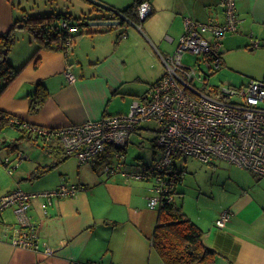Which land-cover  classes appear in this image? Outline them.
Here are the masks:
<instances>
[{"label":"crops","instance_id":"crops-1","mask_svg":"<svg viewBox=\"0 0 264 264\" xmlns=\"http://www.w3.org/2000/svg\"><path fill=\"white\" fill-rule=\"evenodd\" d=\"M50 1L0 0V35L15 21L32 16L69 13L80 17L65 3L67 0L63 8ZM83 1L86 6L81 8L82 16L93 9L89 0ZM96 1L123 10L136 0ZM147 1L152 12L144 19L126 18L124 24L96 29L84 28L86 25L74 28L77 32L73 29V33H82L67 52L42 49L35 55L37 47L31 41L19 38V32L25 29L19 26L18 40L9 59L17 68L24 66L0 95V109L32 127L52 129L127 113L131 102L145 99L151 85L164 75L165 66L158 51L170 54L176 49L184 33L186 16L199 21L225 20L221 0ZM236 5L241 22L238 31L227 34L223 40L221 68H225L227 75H249L248 81L239 84L244 85L251 79H264V46L253 48L251 45L253 38H264V0H236ZM102 14L108 17L103 20H116L108 8ZM237 63H244L245 68H237ZM67 70L75 75L74 81L68 80ZM39 83L46 88V100L38 111H31L32 95ZM147 122L133 135L141 136L152 130ZM13 127L23 136L21 129L25 128ZM6 129L2 132L4 136L9 135ZM154 131L158 134L159 125ZM41 140L48 157L31 159L35 165L32 176L39 167L54 165L53 168L40 177L33 176L40 181L18 182L11 190L22 188L27 192H41L55 189L64 181L84 188L74 196L55 198L52 204H47L41 196L31 199V221L39 232L41 243L53 248L55 253L47 255L43 247L36 251L0 239V264H71L72 261L82 264H165L152 242L159 209L149 205L151 182L107 175L102 172L100 158L81 163L71 155L59 162V158L47 149H64L62 144L56 139L39 138L38 141ZM1 142H4L1 152L10 154L1 156L2 161L11 156V152L17 155L15 142L4 138ZM130 144H135L132 139ZM154 152L155 149L153 155ZM189 158L203 164L202 171L209 176L211 184L221 181L217 189H196L195 212L184 206L186 189L178 186L179 203L203 230V242L216 251L217 263L264 264V176L223 159L203 162L196 157ZM226 211L230 217L220 226L217 220ZM16 225L14 209L8 208L0 216V237L12 234Z\"/></svg>","mask_w":264,"mask_h":264},{"label":"built area","instance_id":"built-area-1","mask_svg":"<svg viewBox=\"0 0 264 264\" xmlns=\"http://www.w3.org/2000/svg\"><path fill=\"white\" fill-rule=\"evenodd\" d=\"M221 4L225 14L223 22L184 18V33L176 49L170 54L158 51L165 66L164 75L151 85L145 99L131 102L127 113L106 115L59 129L32 127L14 117L11 121L46 141L56 139L67 154L76 156L81 163L102 159L101 169L107 175L151 182L149 205L157 209L174 203L179 197L177 189L183 173L174 160L178 154L203 162L223 159L264 176V79H251L239 86L223 85L206 92L193 83L201 78L197 69L184 63L185 54L190 53L210 71L221 68L223 40L227 34L237 32L241 22L236 0H221ZM137 12L140 19L146 18L152 12L149 1H142ZM61 25L67 27L68 22L63 20ZM66 44L70 50L72 39ZM251 45L253 48L264 46V38H253ZM66 76L69 81L76 79L70 70ZM147 121H156L159 125L154 155L149 161L131 164L127 160L131 136ZM25 158L24 152L19 151L14 158L6 156L3 163L12 175ZM83 188L64 181L51 190L32 193L16 188L0 194V216L12 207L17 218L12 234L0 239L36 251L43 247L47 255L55 253L46 243H41L31 221V199L41 196L47 204H52L55 198L74 196ZM229 217L226 211L217 220L218 225H225ZM71 264L82 263L72 261Z\"/></svg>","mask_w":264,"mask_h":264},{"label":"trees","instance_id":"trees-1","mask_svg":"<svg viewBox=\"0 0 264 264\" xmlns=\"http://www.w3.org/2000/svg\"><path fill=\"white\" fill-rule=\"evenodd\" d=\"M89 1L93 5V9L87 15L75 17L69 13H52L50 15L32 16L15 21L6 32L0 35V95L17 78L24 66L17 68L9 59L10 52L18 40L17 30L20 25L33 34L38 44L35 55L42 49L67 52L66 43L68 39L71 38L73 42L82 33H73L74 28L83 27L86 21L91 19L108 18L102 14L106 8L115 14L113 18L119 20L120 24H124L127 19L122 17L119 12L125 14L128 19L138 21L137 7L143 0H136L123 10L109 7L96 0ZM93 13L97 15L93 16ZM63 20L68 22L67 27L61 25ZM45 89L42 83L38 84L35 93L32 95L31 111H38L45 103L47 96ZM12 118L11 114L0 109V133L9 126L21 127L12 122ZM21 130L23 132L21 137L38 142L40 137L34 134L32 130ZM47 151L54 153L59 158V162L71 156L61 147H49ZM53 166L39 167L34 171L33 176L40 177L49 172ZM177 193L180 194L178 189ZM152 242L154 249L165 264H218L216 251L203 242V230L185 213L178 200L160 207Z\"/></svg>","mask_w":264,"mask_h":264},{"label":"rangeland","instance_id":"rangeland-1","mask_svg":"<svg viewBox=\"0 0 264 264\" xmlns=\"http://www.w3.org/2000/svg\"><path fill=\"white\" fill-rule=\"evenodd\" d=\"M42 1V0H41ZM49 2L48 0H46ZM55 6H59V8H63V4L65 0H52ZM51 2V1H50ZM68 4L69 8L73 10V12L79 16H82V7L83 5L86 6L83 0H67L65 2ZM59 4V5H58ZM55 8V7H54ZM65 10V9H64ZM101 26H91L86 25L84 28H98ZM83 28V27H82ZM77 29H74V31ZM77 32V31H75ZM23 36V38L21 37ZM19 38L25 41H31L34 46H38L36 43L33 34L28 29H24L22 32H19ZM184 63L193 66L197 69L198 75L201 76L200 79H195L194 84L198 88L203 89L206 92H211L214 88L220 87L223 85L235 84L239 85L242 82L248 81L251 77L249 75H243L242 77H236L227 75V72L221 68L216 71L208 70L207 66L204 63L199 62V58L196 55L186 53L184 56ZM237 68H245L244 63H237ZM206 78V79H205ZM205 79V81H204ZM213 95H216L214 91L212 92ZM220 97L221 95L218 94ZM130 109V107H129ZM129 111V110H128ZM151 126L152 130H147L141 134V136L132 135L131 139L134 141L135 144H130L127 149V157L128 161L133 162L134 164L149 161L153 157V151L155 149L154 142L156 137V131L158 124L156 121L147 122ZM9 132V135L4 136L0 133V147L4 145L1 140L8 139L17 144V151H23L24 154L28 155L29 157L23 159L20 165L14 170V174H10L8 172L7 167L3 163L1 156L7 155L5 151L0 150V193L6 192L7 190L11 191V187L15 183H28L31 184L32 182L40 181L39 178H33L32 171L34 170V163L31 159L39 160L40 157H48L46 149L43 147V140L40 142H33L29 138H23L20 136V131L13 126H9L6 129V133ZM3 147V146H2ZM14 147L13 149H15ZM47 148V146H46ZM5 149V148H4ZM10 155V154H9ZM11 156H16V153L11 152ZM73 157H70L71 159ZM175 163L177 165V169L183 173L184 179L180 183L181 188L186 189V201L184 198L183 204L190 212H195L197 209L196 204V189H214L220 188L221 181H215L211 184L209 176H206L204 171H202L201 162L189 158L184 155H175L174 156ZM200 182V186L199 183ZM179 202V199H178Z\"/></svg>","mask_w":264,"mask_h":264},{"label":"water","instance_id":"water-1","mask_svg":"<svg viewBox=\"0 0 264 264\" xmlns=\"http://www.w3.org/2000/svg\"><path fill=\"white\" fill-rule=\"evenodd\" d=\"M118 23H120L119 20L91 19V20L86 21L85 25H91V26H107V25H116Z\"/></svg>","mask_w":264,"mask_h":264}]
</instances>
